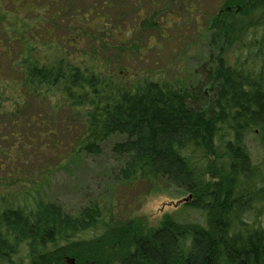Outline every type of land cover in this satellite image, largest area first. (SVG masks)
Wrapping results in <instances>:
<instances>
[{
	"label": "trees",
	"instance_id": "obj_1",
	"mask_svg": "<svg viewBox=\"0 0 264 264\" xmlns=\"http://www.w3.org/2000/svg\"><path fill=\"white\" fill-rule=\"evenodd\" d=\"M37 1L0 0V171L21 162L26 116L51 124L65 114L73 155H99L102 142L122 136L111 149L114 182L165 185L187 198L148 230L99 202L71 215L33 193L0 194V264H264V0H223L206 22L208 46L221 55L199 80L130 86L35 55L30 21L56 0ZM90 18V29L111 19L94 4L78 20Z\"/></svg>",
	"mask_w": 264,
	"mask_h": 264
},
{
	"label": "rangeland",
	"instance_id": "obj_2",
	"mask_svg": "<svg viewBox=\"0 0 264 264\" xmlns=\"http://www.w3.org/2000/svg\"><path fill=\"white\" fill-rule=\"evenodd\" d=\"M189 3L191 18L188 12L181 13V0H77L74 4L56 0L47 4V11H40L37 20L30 21L29 30L37 37L31 46L41 59L66 58L81 68L116 76L127 86L144 78L185 83L196 75L199 80L197 72L202 71L209 57L221 55L217 48L208 46L206 22L217 13L223 0H185L186 6ZM37 4L46 5L42 0ZM93 4L111 19H97L90 29L91 18L88 22L78 18L80 11ZM57 9H61L60 21L56 17L49 19ZM202 13L204 23L200 24L198 17ZM29 16L33 15L26 17ZM55 101L63 105L59 95L51 97L50 102ZM68 117L78 123L74 113L68 112ZM65 118V114L58 115L51 122L54 132L42 115L30 114L23 119L26 140L19 146L21 162L0 171V194L33 193L71 215L87 204L99 202L111 208L117 218L133 219L148 230L158 227L187 198L181 190L165 185L161 190H152L139 183L114 182L112 175L118 162L111 149L123 137L114 135L102 142L99 155H73L74 142L64 132ZM74 122L68 123L72 136L77 130ZM15 138L21 140L19 136Z\"/></svg>",
	"mask_w": 264,
	"mask_h": 264
},
{
	"label": "flooded vegetation",
	"instance_id": "obj_3",
	"mask_svg": "<svg viewBox=\"0 0 264 264\" xmlns=\"http://www.w3.org/2000/svg\"><path fill=\"white\" fill-rule=\"evenodd\" d=\"M117 1H119V3H122V2H124V0H117ZM171 1H174V0H171ZM172 3H174V2H172ZM181 3L184 5L181 9H183V12H181V13H185V12H188V14H189V18H191V10H192V7L190 6V3H189V5L188 6H186V4H185V0H181ZM170 11H173V10H171L170 9ZM180 12H179V15L181 14ZM172 14H174V12L172 13ZM183 15V14H182ZM204 16L205 15H203V13L202 14H200L199 15V17H198V20H199V23L200 24H202V23H204ZM172 17H173V15H172ZM195 19V18H194ZM205 25V24H204Z\"/></svg>",
	"mask_w": 264,
	"mask_h": 264
}]
</instances>
